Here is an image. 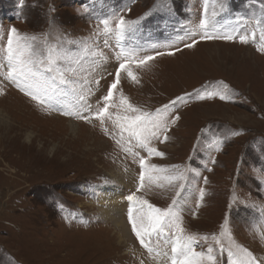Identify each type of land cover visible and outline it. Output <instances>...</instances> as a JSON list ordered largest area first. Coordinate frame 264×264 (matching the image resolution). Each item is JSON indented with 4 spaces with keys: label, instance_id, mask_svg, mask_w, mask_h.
I'll return each instance as SVG.
<instances>
[{
    "label": "rangeland",
    "instance_id": "1",
    "mask_svg": "<svg viewBox=\"0 0 264 264\" xmlns=\"http://www.w3.org/2000/svg\"><path fill=\"white\" fill-rule=\"evenodd\" d=\"M261 2L228 0V11L217 19L226 26L244 17L249 20L244 27L251 31ZM203 11L204 0H24L23 5L0 0V63L12 28L21 35L47 34L55 42L57 37L89 38L100 19L113 14L140 20L138 31L123 41L113 37L105 45L103 37L97 39L95 46L105 59L90 79H103L98 89L91 85L95 95L89 102L95 108L105 94L121 48L140 56L164 52L145 67H133L139 83L121 74L120 90L145 111L185 97L168 113L169 120L180 117L167 133L169 139L152 142L163 158L154 156L149 163L192 170L181 190L184 227L209 237L198 242L196 251L216 247L211 237H219L227 218L232 240L264 264V52L257 51L259 34L256 43L248 44L238 38L201 40L197 34V43L186 48L193 38L185 32L199 23ZM218 84L233 91L230 100L195 98V90ZM60 87L68 92L63 102L72 103L71 88ZM0 90V264H167L163 257L149 256L128 223L126 197L136 192L137 160L123 153L98 121L62 115V105L56 111L42 107L2 76ZM215 139L223 141L219 151L212 145ZM200 188L206 195L197 208ZM178 190L179 183L145 188L137 195L166 208ZM117 193L128 240L118 238L103 213ZM221 239L228 247V239ZM216 254L218 264H227V252L216 249Z\"/></svg>",
    "mask_w": 264,
    "mask_h": 264
},
{
    "label": "snow or ice",
    "instance_id": "2",
    "mask_svg": "<svg viewBox=\"0 0 264 264\" xmlns=\"http://www.w3.org/2000/svg\"><path fill=\"white\" fill-rule=\"evenodd\" d=\"M23 3L24 0H20V4ZM208 4L209 0H204V11L199 23L185 32V36L193 38L191 43L184 45L186 48H191L197 43L194 39L197 34L201 40L232 41L238 38L242 44L256 43L259 34L257 51L264 52V0L260 3L259 13H253L254 27L251 31L245 29L244 26L249 20L244 17H238L235 23L226 26L220 24L217 17L228 11V0H211L213 9L211 14L208 12ZM139 24L140 20H126L122 15L113 14L100 19L97 29L89 38L68 40L57 37L55 42L51 41L47 34L43 38L21 35L17 29L12 28L3 49L0 76L42 107L56 111L60 110L58 106L62 105V115L88 123L98 121L103 133L114 140L123 153L137 160L138 185L136 192L126 197L130 202L127 217L132 233L149 256L156 259L163 257L167 264H218L216 254L218 249L220 254L227 252V264H260L251 251L232 240L227 218L221 225L219 237L216 235L211 237L216 247L209 245L206 251H196L198 242L207 241L209 237L190 234L184 227L181 190L185 188L183 182L187 179L186 172L192 170H180L175 165L169 169L149 163L154 156L163 158L164 153L153 146L152 142L157 140L163 144L169 139L167 133L180 117L177 115L169 120L168 113L185 97L178 96L154 112L145 111L133 105L120 90L121 74H126L131 82L139 83L133 67H145L156 56L164 55V52L140 56L134 49L121 48L116 57L119 61L118 67L115 69L112 82L107 85L105 94L96 101L95 108L89 102V97L95 95L91 85L94 84L98 89L103 79V77L90 79L100 69L105 59L103 52L95 46L97 39L103 37L105 45L108 39L113 37L117 41H123L127 34L138 31ZM62 85L71 88L72 103L63 102L62 98H66L68 92L60 87ZM185 95L191 98L193 93ZM233 95V91L227 85L218 84L211 90L207 87L204 90H195V98L198 100L214 97L230 100ZM222 143L220 139L212 141L216 151L220 150ZM193 147L195 149L197 145ZM142 151L147 155H141ZM212 162L215 163V160ZM208 171H211V168H208ZM196 175L199 176V172H196ZM177 183L180 190L166 208L156 207L137 195L145 188L163 189ZM204 183H208L207 177H204ZM205 195V189L200 188L197 208L200 207ZM224 237L229 241L228 247L222 242L221 238ZM141 264L144 262L141 261Z\"/></svg>",
    "mask_w": 264,
    "mask_h": 264
},
{
    "label": "bare ground",
    "instance_id": "3",
    "mask_svg": "<svg viewBox=\"0 0 264 264\" xmlns=\"http://www.w3.org/2000/svg\"><path fill=\"white\" fill-rule=\"evenodd\" d=\"M119 181L123 182L122 180H119ZM117 194L118 195L116 197H112L109 200V204H110L111 208H108L107 210H103V213L105 214V216L108 219H110L112 221L111 223L116 227L117 233L119 235V236L117 235L118 238H121L122 240H128V238H129L128 229H127V226H126L124 220L119 215L120 213L118 211L117 204H116L117 203L116 202L117 198L120 197L119 193H117ZM102 201H106L105 197L102 199Z\"/></svg>",
    "mask_w": 264,
    "mask_h": 264
}]
</instances>
